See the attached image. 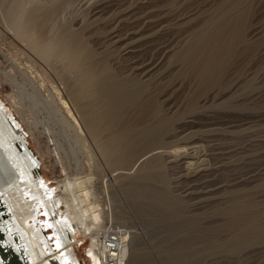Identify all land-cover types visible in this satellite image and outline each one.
<instances>
[{
	"label": "rangeland",
	"instance_id": "rangeland-1",
	"mask_svg": "<svg viewBox=\"0 0 264 264\" xmlns=\"http://www.w3.org/2000/svg\"><path fill=\"white\" fill-rule=\"evenodd\" d=\"M2 10L0 1V95L8 106L10 99L18 101L24 96L25 120L19 116L17 121L29 133L45 183L62 203V210L71 200L68 181L77 193L85 184L98 190L97 199L103 202L101 192L108 182L116 215H107L105 230L132 231L133 264H264V0L71 1L64 22L74 30L85 26V38L89 42L95 39L90 44L100 53L119 45L124 65H132L129 71L122 70L115 61L119 78L139 74L148 93H160L158 102L168 116L161 125L154 120L143 124L137 134L142 139L136 138L146 144L138 155L142 158L138 164L134 160L119 167L105 163L87 130L88 141L80 138L74 119L59 99L68 100L74 114L80 116L71 94L74 72H66L60 61L45 62L26 46L6 27ZM227 17L240 20L241 33L222 64L208 77L187 70L179 56L181 50L204 39ZM39 100H49L55 113L45 103L35 105ZM153 157H159L162 167L146 169L144 163ZM31 188L24 184L11 192L22 201L43 198L44 186L43 193ZM142 193L147 200L139 195ZM258 205L260 213L256 212ZM233 208L247 213H236ZM238 213L244 229L231 230L232 215L236 219ZM196 217L206 227L207 239L191 248L205 246L207 253L194 262L190 257L176 260L167 256L165 253L187 249L189 237L199 232L189 223ZM47 231L54 232L52 228ZM87 243L77 248L81 259Z\"/></svg>",
	"mask_w": 264,
	"mask_h": 264
},
{
	"label": "bare ground",
	"instance_id": "bare-ground-1",
	"mask_svg": "<svg viewBox=\"0 0 264 264\" xmlns=\"http://www.w3.org/2000/svg\"><path fill=\"white\" fill-rule=\"evenodd\" d=\"M0 1L3 6L2 17L7 28L20 37L26 46L45 62L60 61L67 70L66 72H74L75 82H72L71 94L74 107L77 108L80 116L74 114L72 105L68 100H65L61 95H59L61 96L59 99L67 113L74 119L76 124L74 127L81 133L80 138L88 141L84 129L87 130L88 138L97 146L98 152L110 167L129 165L134 160L138 164L137 162L142 158H138V155L146 149V144L137 142L138 138L142 139L141 137L137 138L138 132L141 134L144 123L147 121L154 120V124H162L168 117L166 113H163L162 104L158 102L160 99L158 100L157 97L160 96V93L156 94L157 96L148 93L147 84L135 72L132 76L119 78L118 69L114 67L115 61H118L117 68L122 70L129 71L132 66L124 65L122 61L124 59L120 57V50L117 48L119 45L116 48L114 46L115 49L111 48L112 50H108V46L107 51L102 50L100 53L90 44L94 43L95 39L93 42H89L85 38L84 25V27H79V30H74L71 28L72 25L68 26V22H64V19H68L63 16L64 12L72 0H56L57 2L53 0L54 3L38 0ZM242 14L240 15L242 16ZM239 28L240 20L238 18L227 17L217 25L215 30L211 29L209 34L206 33L207 36L204 39L199 40L197 38L198 41L182 47L183 50L179 56L183 59L185 68L195 71L201 77L209 75L226 58L229 49H232L231 46L233 47V43L236 42V37L241 33ZM96 44L98 45V40ZM12 81L15 82V79L13 78ZM23 101L24 96L19 97L18 101L10 99L11 105L8 106L3 96L0 95V229L4 233L1 238L4 240L2 244L5 248L11 246L6 253L7 256L10 257L12 253L15 254L17 259L23 262H21L22 264H133L134 258L131 251L133 234L131 230L120 229L118 247L114 250L109 247L104 239L106 217L111 215L113 218L115 214L113 213V199L108 190V182H104L106 184L105 191L103 189L105 187L102 185L101 193L105 197L104 202L100 198L97 199L99 191L92 190L91 187L88 188L86 184L80 189L81 193L78 192V194L71 181H68L71 189L69 192L71 193V200H69L66 210H62L59 205L62 203H59V200L52 196L51 188L48 183H45L46 179L43 178V173L40 171L41 159L35 154L30 144L29 133L21 129L20 123L17 121L19 116L25 120L21 108ZM40 103H45L49 106L50 112L55 113L56 110L50 106L49 100H39L35 105ZM62 118L65 120L63 115ZM47 130L49 134H52L50 126H47ZM53 137L52 139L56 140ZM87 149L90 154L93 153V148L91 149L89 145ZM55 152L60 159L58 148ZM158 159L153 157L146 161L143 166L146 169L162 167V163H159ZM24 184L30 185L31 189L40 188L41 192L44 190L42 188L44 186L46 192H44L43 198L37 200L28 198L29 200L24 199L23 201L20 197L17 198L11 189L18 190ZM142 191L146 190L143 189ZM139 195L147 200L144 193ZM151 197L153 196L151 195ZM257 207L258 209L254 208L257 209L256 212L260 211L259 205ZM243 208L239 210L241 211L240 214L247 213L243 211ZM259 211L258 213L261 212ZM262 212L264 213L263 210ZM253 215L256 217V214ZM233 216L231 218L232 223L230 221L232 225L229 224V227L234 225L231 230L235 227L239 230L238 226L244 222L241 219L242 215H239L240 218L239 216L236 218L235 215L236 219ZM197 219L200 217L191 219L189 222L191 226L197 227L195 229L199 232L195 233L196 230L195 232L193 230L194 236L190 234L193 237H189L191 243L187 245V249L183 252H177L179 254H175L176 252L165 253L167 256H172L176 260L190 257V261L194 262L207 253L205 246L191 248V245L197 244L196 242L204 243V239H207V229ZM250 219L248 220L250 221ZM255 220L252 221L255 223ZM248 224L246 225L248 226ZM193 227L192 229H194ZM250 227L251 225L248 228ZM255 227L257 228L256 225ZM49 228H52L54 232L48 233ZM242 228L244 229V227ZM87 241L88 243L84 248V259H81L78 256L77 248ZM0 264H6L1 255ZM199 264L202 262L200 261Z\"/></svg>",
	"mask_w": 264,
	"mask_h": 264
},
{
	"label": "water",
	"instance_id": "water-1",
	"mask_svg": "<svg viewBox=\"0 0 264 264\" xmlns=\"http://www.w3.org/2000/svg\"><path fill=\"white\" fill-rule=\"evenodd\" d=\"M4 233L3 231H1L0 229V255L2 256L3 258V261L6 263V264H22L23 262L22 261H19L17 259V256L15 254H11V256H7V252L9 250V248L11 247H8V248H5L4 245L2 244L4 240H1V238L3 237ZM21 260V259H20ZM22 262V263H21Z\"/></svg>",
	"mask_w": 264,
	"mask_h": 264
},
{
	"label": "built area",
	"instance_id": "built-area-1",
	"mask_svg": "<svg viewBox=\"0 0 264 264\" xmlns=\"http://www.w3.org/2000/svg\"><path fill=\"white\" fill-rule=\"evenodd\" d=\"M120 230H116L112 227L109 229L105 230V236L104 239L107 241V244L109 245L110 248L113 250L116 249L118 246V233Z\"/></svg>",
	"mask_w": 264,
	"mask_h": 264
}]
</instances>
